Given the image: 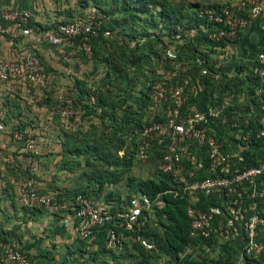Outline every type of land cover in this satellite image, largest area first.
Listing matches in <instances>:
<instances>
[{
  "label": "built area",
  "instance_id": "2783aa9c",
  "mask_svg": "<svg viewBox=\"0 0 264 264\" xmlns=\"http://www.w3.org/2000/svg\"><path fill=\"white\" fill-rule=\"evenodd\" d=\"M198 17L204 19L200 29L208 42L202 51L219 52L257 20H261L264 30V0L210 3ZM89 19L57 23L37 30L30 27L27 10L0 9V37L6 38L11 48L8 59L0 55V84L44 85L43 64L36 55V48L29 47L25 51L21 47L29 37L33 38L34 45L65 42L88 56L90 38L97 36L100 26L98 19ZM196 36V30L186 32L187 38ZM190 63L203 72L211 67L208 54L197 55ZM247 72L243 79L237 72L230 76L237 78L236 81L241 77L240 84L245 82L244 87L253 90V94L245 91L250 108L241 115L225 106L226 97L222 101L216 95L205 98L200 108L198 100L203 93L197 77L193 81L174 82L167 90L164 82L152 86L146 93L148 98L143 110L144 113L152 112L153 116L140 128L131 129L124 149L141 161L153 156L156 173L167 177L166 192L186 201L188 236L209 242L203 246L205 251L210 247L218 250L219 245L232 243L239 254L238 262L242 263L241 259L246 257L250 264H264V211L260 208L264 200V161L253 158L254 165H243L244 151L254 148L248 145L251 138L254 141L262 139L264 149V47L255 54ZM228 74L221 68L216 77L226 78ZM147 87L149 83L144 88ZM165 104L166 111L160 114L159 109ZM71 105L70 100L59 95L54 112L62 119L68 118L72 113ZM11 137L25 142L30 154L29 173L36 174L37 152L30 135L15 132ZM64 201L74 220L78 240H88L95 229L102 227L106 250L135 252L133 244H140L146 251L155 248V235L149 234L148 222L149 212L154 211L151 204L158 202L157 198L151 201L138 192L131 195L129 201H123L114 193L109 198L98 199L75 192ZM16 202L19 207L37 205L51 212L60 207L58 200L40 193L30 177L20 182ZM1 239L0 264H32L25 252Z\"/></svg>",
  "mask_w": 264,
  "mask_h": 264
},
{
  "label": "crops",
  "instance_id": "0c3cea01",
  "mask_svg": "<svg viewBox=\"0 0 264 264\" xmlns=\"http://www.w3.org/2000/svg\"><path fill=\"white\" fill-rule=\"evenodd\" d=\"M211 1H215V5L225 2V0ZM71 3L70 0H0V9L27 10L30 13L31 23L35 26L47 27L45 24L79 19H72L74 16L71 17V15L77 11L81 12L82 9L77 2ZM112 37L114 32L105 28L102 33L104 45L97 49L100 55H94L96 60L86 62L87 60L77 56L78 59L75 58L72 64L58 61L60 55L67 49L65 43L34 45L33 38L29 37L24 40L21 47L25 51L29 47H35L36 55L48 72L47 83L42 88L43 92L39 93L37 88L31 85L22 86L13 82L0 84V239L13 243L25 252L32 264H118L119 259L123 258H128L123 264H138L142 260L136 251L130 252L127 249L117 252L103 248L105 229L102 227L95 229L88 240H78L74 230V220L64 206V200L71 198L78 190L95 188L87 178L90 168L85 165V154H70L68 146L64 144L68 140L89 139L90 127L99 126L94 115H86L85 111L91 110L93 114H96L102 106L103 109L114 107L117 111L118 108L123 110L126 104L131 103V100H128L129 93L137 91L133 89L131 91L126 85L119 87L120 91L116 87L113 91L114 86L111 90L110 86L101 83L100 77L106 71L102 58L106 59L105 56L110 55L108 50L111 47L109 41L113 40ZM137 42L130 43L129 46L132 47ZM228 44L223 48L224 55L220 59L224 65L222 68L229 72L227 77L237 72L243 79L248 75V72H244L243 66L251 67L255 54L264 47V30L261 28V20L253 22L241 31L234 46L231 43ZM136 45L138 47L140 44ZM0 55L6 59L11 55V48L3 37H0ZM158 55L159 58V52ZM99 63L104 71L101 68L97 69L99 71H94V68L92 71L88 69ZM219 77L220 81L210 80L211 91L209 92H218V87L226 83L223 87L225 88L226 85L227 89L222 88L224 93L227 91L229 97L233 94L239 100L236 103L229 102L226 99L229 98L228 94L225 93V106L227 105L240 115L248 111L250 107L244 94H246L245 91L249 92L250 87L245 88V82L240 84L241 77V80L235 83L236 85H232L234 81H229L230 86L224 82L226 78ZM57 86L69 89L70 100L78 108L77 116L70 119L71 123L60 122L58 115L54 112L57 89L63 91L61 90L63 88ZM240 86H242L241 89ZM117 92L123 95H117ZM99 95L101 101L96 98ZM206 97L205 94L199 96L200 108L203 107ZM118 100L121 105L115 107L114 103ZM116 115L118 118L117 112ZM119 115L122 116V113ZM106 121L108 123L109 118H106L104 122ZM13 132H19L18 134L22 136L30 135L37 152L36 174L29 173L30 154L25 142L13 140L11 137ZM29 177L34 180L40 193L59 201L60 207L57 211L51 212L37 205L18 206L17 188L22 180ZM105 187L97 194L98 199L106 197L107 188ZM260 208L264 211V200L260 203ZM161 218L160 214L152 210L149 212V234L156 235L158 238L160 237L158 221ZM143 250L149 254L143 264H160V250L157 248ZM153 258L155 262L152 261Z\"/></svg>",
  "mask_w": 264,
  "mask_h": 264
},
{
  "label": "trees",
  "instance_id": "16d2710c",
  "mask_svg": "<svg viewBox=\"0 0 264 264\" xmlns=\"http://www.w3.org/2000/svg\"><path fill=\"white\" fill-rule=\"evenodd\" d=\"M102 1H104V3ZM119 2L120 0H98L95 2V5H93V8L96 10L95 12L102 14L103 18L100 20L97 36L90 38V51L94 56L98 51L97 49L103 47L104 43L102 33L105 31V28H108L109 31H113L114 37L112 38L118 42L110 40L109 45L111 47H113V44L117 43L123 45L120 46L122 48V55L120 54L121 56L117 57L118 63L114 62L111 56L102 60L106 71L103 74L101 83L106 86H114L113 84L115 81L118 82L125 80L123 83H125L131 91L132 89L137 91H132V94L129 93L128 100H131V103L126 104L123 110L118 108L117 111L114 107H106L103 109L102 106L96 114H93L91 110L85 111V114L94 115L100 126L107 125V129L113 131L115 128L117 130L113 132V137H115L114 139L117 142L115 146L117 150L115 155L117 156H115V159L117 158L120 160L122 157L127 158V160H122V162L126 165L131 160L132 154L127 149H124L125 146H122L120 137H123L126 142V137L129 133H131V129H138L141 126L139 120L135 122L133 121L132 115L135 111L139 114H144L143 108L148 98L146 93L150 88H144L145 86H143L142 79L147 73L146 66L149 65L150 60L152 59L150 56H155L156 54V50H152V45L154 42H160V29L157 28L158 25L148 19L143 20L141 18H137L136 15L138 13L145 14L149 8L153 7L157 9V15L161 20L169 21L171 19V23L176 22L184 25L188 30H196V38L190 39L187 38L186 35H183L182 37L184 40L183 46L187 51V55H190L191 58L189 59H191V61L194 60L197 55H200L201 57L205 56V52H201V50L197 47L201 44L206 47L208 42L205 40L200 29V25L204 23V19L198 17V13L206 8V6L203 7L198 4H172L169 0H121V4H119ZM85 4L86 2H84V5ZM182 21L184 22L183 24L181 23ZM29 25L30 27L35 28V24L30 21ZM136 41H142L143 44L148 47L147 50H145V52H139L136 45L138 42L132 47L129 46L130 43H134ZM114 46L116 47V45ZM123 56L125 59L121 63L122 60L120 61L119 58H122ZM191 66V80L193 81L194 77L201 71V68L195 65ZM106 80H108V83ZM249 93L253 94V90L251 88H249ZM205 95L207 96L206 99L211 97V93L209 91ZM96 98L98 101H101L100 95ZM114 104H116L115 107L121 105L120 102ZM115 111L118 114V118ZM119 113H122V116H120ZM106 118H109L108 123L104 122ZM251 144L254 145V148L244 151V166L254 165L255 163L251 161L253 158L259 161H264L262 139L254 141L251 138L248 141V145ZM64 145L68 146L70 154L77 155L84 153L85 165L88 168H91L87 178L88 181L95 186V188L91 190L85 188L78 190L77 192L85 196L93 195L95 198H98L97 194L103 190L104 186L111 183H118L120 181L119 177L115 174H112V176L106 175L114 173L113 165L118 162L115 161L112 163L106 161L104 159L105 156L102 155V149H100L95 142L90 143V141L87 140L77 141L76 139H73L68 140V142L66 141V144ZM120 151H122L123 154L118 157V152ZM90 158H93L92 160L94 161L90 160ZM102 160H105L106 162V164L103 165L105 169H99L97 164H92ZM137 188L138 192L145 194L151 201L155 198L158 200L159 205H155L154 209L157 211L156 213L162 216V218L158 221V226L160 227V237L158 238L155 235V248L160 250L161 254H168L169 257H173V264H238L239 254L238 251H236L237 249L234 250V244L232 243L221 244L219 245L218 250H213V248L210 247L209 252H217L216 258H211L210 255L206 254L196 259H192L191 257L180 258L179 255L182 254L189 247V245H197L201 250L204 245H209V242L206 243L204 240H196L188 236L189 222L184 210L186 205L185 199L183 197H174L171 193L166 192L168 188L167 177L160 176V174H157L156 182H139ZM111 196L112 192L110 191L106 194L105 198H109ZM133 248L142 258L138 264H143V261L149 257V254H147L138 244H133ZM237 248L240 249V246L238 245ZM241 262V264L251 263L246 257H243Z\"/></svg>",
  "mask_w": 264,
  "mask_h": 264
},
{
  "label": "rangeland",
  "instance_id": "374dc122",
  "mask_svg": "<svg viewBox=\"0 0 264 264\" xmlns=\"http://www.w3.org/2000/svg\"><path fill=\"white\" fill-rule=\"evenodd\" d=\"M75 2L79 3V5L81 6L80 9H82V11H77L74 14L71 15L74 16L72 19L75 18H79L80 20L82 19H89L91 17L98 19L99 21L102 20L103 16L102 14H98L95 11V8H93V5H95V2L98 0H70V2H72L71 4H73ZM84 2H86V4L84 5ZM104 3V1H102ZM121 2V0H120ZM119 2V4H121ZM170 3L172 4H199V6H206L210 3H215V1H211V0H169ZM94 9V10H93ZM194 14V13H193ZM137 18H141L143 20H150L153 23L158 25V29H160V42H154L151 49L152 50H157L160 54V57L157 58L158 52H156L155 56L151 55L150 58H152L150 60V63L148 66H146V70L147 73L144 75L143 77V86H145L147 83H149V88L151 89L152 86H156L158 83L160 82H164V88L167 90L169 89L170 85H172L174 82H179L182 79H189L191 80V68H192V64L190 63L191 58L190 55H187V51L183 46V42L184 40L182 39L183 35H186V32L188 31L187 28H185L184 25H181L179 23H171V19L169 21L166 20H161L160 17H158L157 15V9L156 8H149L145 14H137L136 15ZM31 18V17H30ZM95 19V20H96ZM90 20V19H89ZM75 20H62V21H58L55 23H50V24H45L47 27L53 26V24H57V23H65V22H74ZM182 24L184 23L183 21L181 22ZM87 25V24H86ZM46 27H39V26H35V29L39 30V29H44ZM38 32V31H37ZM239 36V34H238ZM235 38L234 40H231L229 43L233 44V46L235 45L237 39ZM113 41H116L115 39H113ZM235 42V43H234ZM65 43V42H63ZM66 44V43H65ZM138 44H140L137 48L139 50V52H145V50H147V46H145V44H143L142 41L138 42ZM228 44V43H227ZM67 45V49L64 51L63 54L60 55L59 58V62L62 63H66V64H72V61L74 62L75 58L78 59L77 56H80L82 58H84L85 60H87L86 62H90L94 59V56L92 54V52L90 51V54L87 56L81 52H79V50L77 48H75L73 45ZM116 45V47L114 46ZM229 45V44H228ZM110 46V45H109ZM120 46V43L117 44H113V47L109 48V53L110 55H106L105 57L109 58L111 56L112 60L114 62L118 63V59L117 57L122 55V48ZM226 45L222 46L221 51L216 52L214 50H209L206 51L205 53L202 51L203 48L205 46H203L202 44L199 45L197 48H199V50H201V52H203L204 54H208L209 55V61L211 64V71H207L209 69H206V72L201 71L199 74H197L195 77L198 78V85L199 87L202 89V93L206 94L210 88V80L214 79V80H218L220 81V77H216L217 72L224 66L222 65L221 62V58L222 55H224V47ZM231 46V45H229ZM108 46H106L107 48ZM106 50V49H105ZM113 50V52H112ZM150 50V51H152ZM118 52L117 54L115 52ZM106 52V51H104ZM112 52V53H111ZM227 52V51H225ZM121 54V55H120ZM100 55L99 51L96 52V56ZM221 56V57H220ZM106 58V59H107ZM154 58V59H153ZM104 58H102L103 60ZM124 56L122 58H119V60L121 61V63L124 60ZM110 60V59H109ZM111 60V61H112ZM99 62V61H98ZM244 63H242L243 65ZM244 67V72H247L249 70V65L243 66ZM90 68V70L92 71V68H94V71H96L98 68L102 71H104V69L102 68V65L99 63V65H95L94 67H88V69ZM44 85L42 86H38L36 87L37 90L39 91V93H42L44 86L47 83V70L46 68H44ZM89 71V70H88ZM99 71V70H97ZM209 74V76H207ZM102 75L100 77V80H102ZM226 81L224 80V82H227V85L230 86V82L234 81V84L232 85H236L235 83L237 82L236 80H234V78H230V77H226ZM108 80H106L107 82ZM125 80H121L118 82H114V89L115 87L117 88L118 91H120L121 89L119 88V86H123L125 85V83H123ZM93 82V81H92ZM229 82V83H228ZM95 83V82H94ZM108 83V82H107ZM209 84V85H208ZM224 84L220 85V87H218V92L216 93H212L211 95H216L219 96L220 99L222 100L223 97H226V95L228 94L227 91L224 93L223 89L224 88ZM65 85V84H62ZM208 85V86H207ZM58 88H63V86H57ZM67 87V86H66ZM111 90H112V85L110 86ZM227 89L226 85L225 88ZM56 90V89H55ZM57 95L56 98L61 95L63 96L66 100H70V95L68 94L69 89H61L63 91H60L59 89H57ZM211 91V90H210ZM205 92V93H204ZM117 95L120 94L123 95L122 93L117 92ZM116 95V96H117ZM222 96V97H221ZM227 97H229V94L227 95ZM227 101L232 102V103H236L237 100L235 98V95H231ZM71 101V100H70ZM223 101V100H222ZM119 102V100L117 101ZM71 114L69 115L68 118L62 119L58 116V119L60 122L62 123H66V122H70V119L73 118L74 116H77V107L71 102ZM119 107V106H118ZM166 104L163 107H160L159 111L160 114H162L165 110ZM133 121H140V124H144L146 122H148L153 114L152 112L149 111V113H144V114H139L137 111H135L133 113ZM161 117V116H160ZM148 119V120H147ZM138 121V122H139ZM59 122V123H60ZM107 123V121H106ZM107 126V125H106ZM106 126H97L96 128H92V126L90 127L89 133H91L88 137L89 139H87V141H90V143L95 142V144H97L100 149H102L103 154L105 157L104 159L108 162H112L114 163L115 161L118 162L117 164L113 165V172L114 173H110V174H106L107 176L112 174L116 175L119 177L120 181L118 183H111V185L107 184V186L105 188H107L106 192L111 191L112 193L114 192L115 195H118L120 198H122L123 201H129L130 196L131 195H135L136 193H138V188L137 185L139 182H147V181H153L156 182L157 181V173L155 171V163L153 161V156H151L150 158L148 157L147 160H143L141 161L140 159H134L133 157L131 158V160L129 161L128 164L125 165L124 162H122V160H127V158H121L120 160H118L117 158L115 159V155L117 150L115 148L117 142L115 141V137H113V132L117 131L114 127L113 131L110 129H107ZM141 127V126H140ZM112 132V133H111ZM15 133V132H13ZM19 133V132H16ZM93 133V134H92ZM99 136H98V135ZM102 137L101 139L99 137ZM120 140L122 142V146L125 145V139L123 137H120ZM115 149V150H114ZM121 155L118 154V157H120ZM93 158H90V160H92ZM105 160L103 161H98L92 164H97V167L99 169H105V167L103 166L104 164H106ZM118 160V161H117ZM94 161V160H92ZM117 166V167H116ZM91 171V168L89 169V172ZM112 171V169H111ZM88 172V174H89ZM105 192V194H107ZM158 205V202L155 201L154 203L151 204V208L154 210V212H157L154 209V206ZM205 251V250H204ZM203 249H199L197 245H192L189 248H187L182 254H180V258H186V257H191L192 259H196L198 257H202L204 256V254L206 255H210L211 258H216L217 257V252H209L205 251L204 252ZM155 257V256H154ZM159 258V257H158ZM173 257H169L168 254H160V264H172V259ZM103 259V258H102ZM126 259L128 258H123V259H119L120 264L122 263H126ZM170 260V261H169ZM155 262V258H153V260ZM118 262V264H119ZM238 264H241L240 262H238Z\"/></svg>",
  "mask_w": 264,
  "mask_h": 264
}]
</instances>
